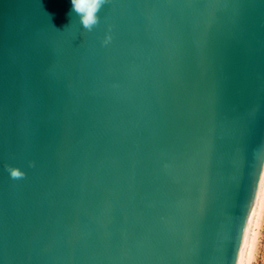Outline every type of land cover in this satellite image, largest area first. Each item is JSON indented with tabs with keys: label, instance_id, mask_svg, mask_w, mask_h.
I'll use <instances>...</instances> for the list:
<instances>
[{
	"label": "water",
	"instance_id": "water-1",
	"mask_svg": "<svg viewBox=\"0 0 264 264\" xmlns=\"http://www.w3.org/2000/svg\"><path fill=\"white\" fill-rule=\"evenodd\" d=\"M98 15L87 31L71 0H0V264H245L264 0Z\"/></svg>",
	"mask_w": 264,
	"mask_h": 264
},
{
	"label": "clouds",
	"instance_id": "clouds-1",
	"mask_svg": "<svg viewBox=\"0 0 264 264\" xmlns=\"http://www.w3.org/2000/svg\"><path fill=\"white\" fill-rule=\"evenodd\" d=\"M106 3L107 0H71L72 11L78 15L80 24L87 31H91L99 23L98 13ZM109 39L110 37L106 38L104 43ZM7 171L13 179L23 178L25 175L17 167L8 166Z\"/></svg>",
	"mask_w": 264,
	"mask_h": 264
},
{
	"label": "rangeland",
	"instance_id": "rangeland-1",
	"mask_svg": "<svg viewBox=\"0 0 264 264\" xmlns=\"http://www.w3.org/2000/svg\"><path fill=\"white\" fill-rule=\"evenodd\" d=\"M245 264H264V184Z\"/></svg>",
	"mask_w": 264,
	"mask_h": 264
},
{
	"label": "snow or ice",
	"instance_id": "snow-or-ice-1",
	"mask_svg": "<svg viewBox=\"0 0 264 264\" xmlns=\"http://www.w3.org/2000/svg\"><path fill=\"white\" fill-rule=\"evenodd\" d=\"M259 178H260V173H259V169L257 168L255 173L250 175L248 186L243 192V199L246 205L251 204V201L255 195L256 184ZM242 231H243V228H241V232ZM237 250H239V246H237Z\"/></svg>",
	"mask_w": 264,
	"mask_h": 264
},
{
	"label": "bare ground",
	"instance_id": "bare-ground-1",
	"mask_svg": "<svg viewBox=\"0 0 264 264\" xmlns=\"http://www.w3.org/2000/svg\"><path fill=\"white\" fill-rule=\"evenodd\" d=\"M264 184V183H263Z\"/></svg>",
	"mask_w": 264,
	"mask_h": 264
}]
</instances>
